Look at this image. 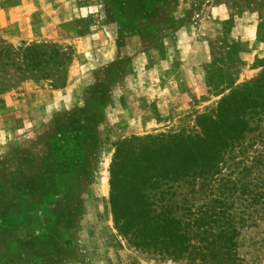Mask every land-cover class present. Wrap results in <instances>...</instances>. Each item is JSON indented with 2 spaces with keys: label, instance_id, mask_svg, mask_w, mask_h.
<instances>
[{
  "label": "rangeland",
  "instance_id": "rangeland-1",
  "mask_svg": "<svg viewBox=\"0 0 264 264\" xmlns=\"http://www.w3.org/2000/svg\"><path fill=\"white\" fill-rule=\"evenodd\" d=\"M0 39L57 52L48 79L0 94V264H189L119 233L113 161L192 128L220 99L213 65L236 85L259 74L264 0H0Z\"/></svg>",
  "mask_w": 264,
  "mask_h": 264
},
{
  "label": "trees",
  "instance_id": "trees-1",
  "mask_svg": "<svg viewBox=\"0 0 264 264\" xmlns=\"http://www.w3.org/2000/svg\"><path fill=\"white\" fill-rule=\"evenodd\" d=\"M229 61L239 59L228 45ZM57 52L0 39V94L48 79ZM237 57V59H236ZM226 57H223L225 59ZM206 77L215 105L192 128L122 142L112 165L111 203L130 246L189 264L264 262V59L236 85L229 69Z\"/></svg>",
  "mask_w": 264,
  "mask_h": 264
}]
</instances>
